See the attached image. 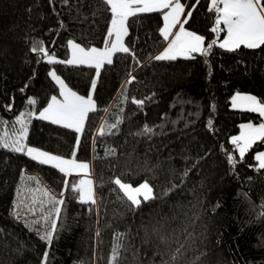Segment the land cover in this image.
I'll return each mask as SVG.
<instances>
[{
	"label": "trees",
	"instance_id": "1",
	"mask_svg": "<svg viewBox=\"0 0 264 264\" xmlns=\"http://www.w3.org/2000/svg\"><path fill=\"white\" fill-rule=\"evenodd\" d=\"M179 1L192 12L184 26L204 38L202 48L217 41L207 56L155 60L165 43V9L138 13L126 20L129 52H114L97 74L94 65L50 63L32 48L42 43L53 61H67L69 40L108 46L111 11L103 0H0V137L18 129L15 118L25 113L21 143L89 163L96 201H79L72 191L78 176L0 147V264H109L117 244L118 264H264V169L255 157L264 140L243 158L231 141L241 123L262 118L230 106L235 92L264 100V45L221 48L211 0ZM49 72L77 95L91 94L81 132L39 118L60 95ZM145 126L151 133L143 134ZM24 171L36 172L63 201L50 244L13 212ZM116 178L133 187L147 181L155 198L130 206ZM154 228L170 242L162 244Z\"/></svg>",
	"mask_w": 264,
	"mask_h": 264
},
{
	"label": "snow or ice",
	"instance_id": "2",
	"mask_svg": "<svg viewBox=\"0 0 264 264\" xmlns=\"http://www.w3.org/2000/svg\"><path fill=\"white\" fill-rule=\"evenodd\" d=\"M103 3L109 6L111 11V23L108 28V36L115 35L114 41L109 40L107 37L105 38L106 45L110 44V47H106L105 49H85L69 40V46L75 51L73 52V58L67 61H53L42 43L38 44V46H34L32 51L47 56L50 63L58 62L67 64H88L90 66L94 65L97 74H99V70L105 62L108 64L112 63V53L129 52V49L121 43V39L122 36L127 34L125 21L130 16H135L138 13L154 12L171 8V12L163 13L165 24L159 29L160 35L163 39L169 40L170 35H172L170 29L176 26L178 14L184 11V7L179 3V0H103ZM211 4L216 13V25L223 23L224 28L227 29V37L219 45L221 48L227 47L229 51H233L241 45L250 49H255L264 45V0H211ZM218 5H222V7H219ZM212 8H210V11ZM191 16L192 12L188 11L184 22L186 23L187 17ZM212 31L215 32L216 28H213ZM203 39L204 38L199 35L185 31L183 24H181L180 32L175 34L174 38L171 39L164 51L155 56L154 59L175 60L177 56H189L194 52H200L207 56L209 50L217 43V41L213 40L206 48H202L201 45ZM49 76L61 86V95L64 96V102H58L57 98L53 96L52 102L39 113V118L51 119L52 123H63L65 127L74 128L76 132H81L83 121L88 112L92 110L93 101L91 94L87 99L77 96L75 92L66 91L64 82L55 72H49ZM132 79H134V77ZM129 83H131V80ZM95 84L96 81L93 80V88H95ZM236 99L237 97H233V106H235ZM240 99L256 105L252 110L259 108L261 114H264V105H257L255 97H240ZM28 103L34 104L35 101L29 99ZM133 103L141 105L143 101L133 100ZM24 116L25 113H21L20 116L16 118V123L21 125L17 138L15 140L6 141L4 137H0V147L9 149L13 152H25L26 146L21 143V140L26 137L28 131L27 126L22 119ZM112 127L115 128L116 125H112ZM241 127L249 129V132L247 134L242 133L240 137H233L232 143L237 144L240 157L243 158L245 152L251 146L250 142L254 141L257 137L264 140V124H261L259 128H253L251 125H242ZM151 131L152 129L145 126L143 134H149ZM100 134L103 135V132L101 131ZM241 139L244 140L243 146L238 144V141ZM77 143H79V137H77ZM25 154L29 155L33 160H38L41 164L55 162L52 166L58 168L59 171L65 175H70L75 170H87L89 168L87 163H78L74 159H64L32 147H27ZM112 154H114V150H112ZM73 156H75V153H73ZM256 159L259 161V167L264 169V153H260ZM228 162L229 164L234 163L231 155L228 156ZM185 175H187V172ZM64 183L67 186L69 181L65 180ZM113 183L118 186L124 197L130 202V206L138 208L142 202L140 199L141 196L145 202L155 198L153 195V189L147 181L139 184L137 187L123 183L119 178H116ZM91 184V180L81 179L79 181V186L72 185V191L78 193V198L81 203H96L94 193L90 187ZM38 191H43L44 196L49 195L46 190L38 189ZM61 195H63V193H61ZM52 199L54 203H63L62 200L57 201L55 198ZM59 211L60 210L57 208L56 213L59 214ZM53 228H55V224H53ZM153 232L157 234L158 239L162 244H168L172 239L169 235L162 234L160 229L154 228ZM97 235H99V233H97ZM122 235L123 234H118V237H122ZM40 238L46 240L50 244L52 233L48 232ZM183 247L184 245L181 244L175 249V252L171 257L173 262L177 259V255L181 252ZM119 248V244L113 247V255L109 260V264H118ZM47 256L48 253L45 252V260Z\"/></svg>",
	"mask_w": 264,
	"mask_h": 264
},
{
	"label": "rangeland",
	"instance_id": "3",
	"mask_svg": "<svg viewBox=\"0 0 264 264\" xmlns=\"http://www.w3.org/2000/svg\"><path fill=\"white\" fill-rule=\"evenodd\" d=\"M114 39H115V35H114ZM71 51H72V58H73V52L75 50L72 48ZM248 96L255 97L254 95L246 93V92H235V93H233L230 97V106L234 109H244V110L254 111L261 116L262 120L260 122H257V123L251 122V121H246V122L241 123L240 131L238 132V134L233 135L231 137V141H232L233 137H240L242 135V133L247 134L249 132V129L242 128L241 127L242 125H251L253 128H259L261 123L264 121V114H261L259 108H256V110H252L254 107H256V105L252 104L249 101L240 99V97H248ZM52 97L50 98L51 100L49 103L52 102ZM55 97L57 98L58 102H60V103L64 102L63 96L59 95V96H55ZM88 97L89 96H87L85 98H88ZM233 97H237V99L235 101V106H233ZM255 99H256L257 105H264V100L261 101L257 97H255ZM49 103L46 106H44L40 110V112L43 111L49 105ZM16 118H15V121H16ZM49 120H51V119H49ZM18 125H19L18 129L11 131V132H4V135H2V137H4L6 141L15 140L19 134V129L21 127V125L19 123H18ZM7 133H11V134L9 135ZM6 134L8 135V137ZM258 139H260V138L257 137L254 141L250 142V144L252 145L253 142H255ZM22 141H23V139L21 140V142ZM243 143H244L243 139L238 141V144L240 146H243ZM235 146L239 151L237 144H235ZM64 159H66V158H64ZM80 162H82V161H80ZM53 163H55V162H51L49 164L52 165ZM87 164L90 167V164L89 163H87ZM71 174L78 176V180H77L78 182L81 179L91 180L92 184L90 187L92 189V185L94 184V180H93V173H92L91 168H90V172L88 171V169L85 171L84 170H75ZM38 189L46 190L49 193V195L44 196L43 191H38ZM92 192H94L93 189H92ZM52 198H55V200L59 201V194L57 192L53 191L41 179V177L36 172L24 171L22 173L20 182H19L18 187H17L16 194L14 197L13 212L20 219H22L28 227L36 230L41 236L45 235L46 233L51 232V226L53 223L52 220L55 217V211H56V208L58 206V203H54Z\"/></svg>",
	"mask_w": 264,
	"mask_h": 264
},
{
	"label": "crops",
	"instance_id": "4",
	"mask_svg": "<svg viewBox=\"0 0 264 264\" xmlns=\"http://www.w3.org/2000/svg\"><path fill=\"white\" fill-rule=\"evenodd\" d=\"M179 3H181L180 1H179ZM182 5H183V7H184V11H182V12H180L179 14H178V16H177V22H176V26L175 27H172L171 29H170V32H171V34L172 35H170V37H169V40H165V43L163 44V46L157 51V53H156V56L157 55H159V54H161L163 51H164V49L168 46V44L170 43V41H171V39H173L174 38V36H175V34L176 33H178V32H180V26H181V24H183V27H184V29H185V31H187V32H191V31H189L187 28H185V26H184V20H185V13H186V4H183V3H181ZM219 7H222V5H219ZM164 12H171V8H168V9H165V11ZM110 23H111V20H110ZM164 24H165V21L163 20V15H162V26H161V28L164 26ZM110 27V26H109ZM125 27H126V29H127V26H126V21H125ZM221 29H223V31H224V34H223V36L220 38V40H219V43H222L223 41H224V39L227 37V29L226 28H224V25H223V23H221L220 25H218V30H221ZM193 33V32H192ZM195 34V33H194ZM197 35V34H196ZM123 38H124V36H122V39H121V43H123L124 44V42H123ZM182 39H183V37H182ZM112 40L114 41L115 39H114V35H112ZM74 43V42H73ZM74 44H76V43H74ZM111 45L109 44L108 46H106V47H110ZM203 46V43H202V45H201V47ZM81 47V46H80ZM106 47H104V48H99V49H105ZM69 49H70V56H69V59H72V47H70L69 46ZM113 54V53H112ZM68 59V60H69ZM59 85V84H58ZM66 91H71V92H73L72 90H70L68 87H66ZM59 94L61 95V86L59 85ZM77 95V94H76ZM62 96V95H61ZM77 96H79V95H77ZM64 97V96H63ZM62 97V98H63ZM80 97H82V96H80ZM85 98V97H84ZM85 99H87V98H85ZM51 100V99H50ZM93 101V100H92ZM50 102V101H49ZM94 108V101H93V104H92V109ZM40 113V112H39ZM83 123H84V121H83ZM261 124H264V121L261 123ZM74 129V128H73ZM33 148V147H32ZM37 149V148H36ZM26 150H27V147H25V152H26ZM39 150V149H38ZM40 151H42V150H40ZM44 152V151H43ZM48 153V152H47ZM260 153H264V150H262V151H258V152H256V154H255V157H257ZM50 154V153H49ZM60 157V156H59ZM62 158H64V157H62ZM66 159H71V158H66ZM76 162H78V163H81L80 161H77V160H75ZM258 161V160H257ZM259 162V161H258ZM51 163V162H50ZM82 163H86V162H82ZM49 164V163H48ZM85 171V170H84ZM88 171L90 172V167L88 168ZM92 189H93V191H94V184L92 185ZM94 193V192H93Z\"/></svg>",
	"mask_w": 264,
	"mask_h": 264
}]
</instances>
